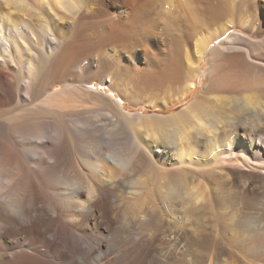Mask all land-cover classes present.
I'll list each match as a JSON object with an SVG mask.
<instances>
[{
	"label": "bare ground",
	"instance_id": "bare-ground-1",
	"mask_svg": "<svg viewBox=\"0 0 264 264\" xmlns=\"http://www.w3.org/2000/svg\"><path fill=\"white\" fill-rule=\"evenodd\" d=\"M162 1L0 0V110H20L0 114V264H183L194 236L175 225L177 207L230 216L237 185L232 221L242 247L257 243L250 263L225 247L232 221L202 224L227 254L218 264H264L253 257L264 256V0L239 2L247 35L222 26L197 40L232 2H187L179 34L163 37L164 54L155 44ZM55 6L71 16L66 35ZM97 50L104 63L83 66ZM139 55L147 67L138 78L123 64L137 67ZM135 79L173 91L152 110L187 101L206 83L183 111L149 116L126 112L139 101ZM174 162L181 167L170 170Z\"/></svg>",
	"mask_w": 264,
	"mask_h": 264
},
{
	"label": "rangeland",
	"instance_id": "rangeland-1",
	"mask_svg": "<svg viewBox=\"0 0 264 264\" xmlns=\"http://www.w3.org/2000/svg\"><path fill=\"white\" fill-rule=\"evenodd\" d=\"M30 2L32 1V0H29ZM73 1V0H72ZM199 2L198 3H195V0H163L162 1V3H161V5H159V7H161V8H159L158 9V13H157V15H155V20L159 23V27H158V30L156 31V34H157V36L156 37H158L157 39H159V41L157 40V42L155 43L156 44V46L158 47V49H161L162 51H161V53H165L166 52V50H167V46H166V44L163 42V37H165L166 35L168 36V35H178L179 33L178 32H176V30L178 29L177 27H176V25H177V22H176V19H179V21L181 20V19H183V20H185L186 19V16L184 17V14L185 15H187V4L189 3V4H196V5H198L199 7H203V4L205 3V0H198ZM188 2V3H187ZM232 2V3H231ZM234 2V3H233ZM240 2V0L238 1V0H231L230 2H227V3H231V4H229L230 5V7L227 5V3L225 4V5H227V7L226 6H224L223 7V9L225 8V10H224V13L223 14H221L222 16H219L218 18H216V20H214V23L213 24H209L208 25V27H203V30L202 31H200L199 33H198V35H197V37H196V40L198 39V38H207V36H211V35H213V32H214V30H217V29H219V28H221L222 26H224V27H228V29H230V31H229V34H233V33H243V34H248L247 32H246V30L243 28V26H241V18H240V16H239V11H238V9H237V7H238V5L240 4L239 3ZM163 3H165V4H163ZM233 4V5H232ZM185 7V8H184ZM229 8V9H228ZM55 9V10H54ZM64 8H61V9H59V8H57L56 6L55 7H53V9H52V13L51 14H53V16L55 17V21H56V23H58V25H59V33H63L64 35H66L67 34V22L68 21H71V20H69V19H71L70 17V14H69V11L68 10H66V9H64V10H66V11H64L63 10ZM230 10H231V12H230ZM67 11H68V13H67ZM161 11V12H160ZM227 11V12H226ZM172 12V13H171ZM172 14V15H171ZM174 15L176 16V18H174ZM169 19H168V18ZM166 22V23H165ZM176 23V24H175ZM170 24V25H169ZM242 25H243V23H242ZM172 26V27H171ZM241 26V27H240ZM169 27V28H168ZM171 27V28H170ZM176 29V30H173V29ZM164 29V30H163ZM168 31H167V30ZM165 31H167L166 33H165ZM172 31V32H171ZM164 32V33H163ZM169 33V34H168ZM162 34H164V35H162ZM162 36V37H161ZM253 39H255V40H260L261 38H262V36H251ZM214 45H217V42H214L213 43ZM166 49V50H165ZM106 53L103 51V50H101V51H99V50H97L96 52H95V54H94V56L93 57H91V58H88V60H85L84 61V63H82V65L83 66H85V67H97V66H99V64H102V63H104L103 62V59L104 58H106V57H108V56H106L105 55ZM140 56V58H139V60H138V64H137V67L135 66V68L137 69H135L134 68V66H132L131 64H129L128 62H126L125 61V64H123V65H125V66H128L130 69H132L133 71L132 72H134V74L139 78V68H144V67H147L146 66V63H145V61H144V57L142 56V55H139ZM112 58V57H111ZM112 59H114V58H112ZM116 59V58H115ZM124 63V62H123ZM126 63H127V65H126ZM139 67V68H138ZM135 69V70H134ZM202 70L203 71H205L206 70V65L203 63V67H202ZM94 68H92V70H91V72H90V74H94L95 75V73H94ZM138 73V74H137ZM117 75V73H114L113 75H111V76H116ZM77 76H74V77H72V78H76ZM137 79H135L133 82L135 83V87H134V91H135V94L133 95V97L134 98H136V99H138L139 101H136V104H137V106H133V104H131L130 105V107H128V109H127V111L126 112H129V113H131L132 115H134V114H140V113H142V112H145L146 113V115H170V114H176V113H178V112H181V111H183L184 109H185V107H188L189 105H191L192 103H194V101H196L197 99H198V97L199 96H201L203 93L202 92H204V88H205V81L203 80L201 83H199V85L197 86V89L195 90V92L188 98V100L187 101H184V102H181V103H179V104H177V105H175V106H172V107H170L168 110H161V109H154V110H152V108L151 107H149L150 105H154V104H157V105H162L165 101H168L169 100V98L170 97H173V91L170 89V87H169V84H167V83H164V84H162V85H160L159 87H153V88H151V89H144L143 87H141L142 85L141 84H139L138 83V81H136ZM98 88L100 89V88H102V86L101 85H98ZM107 92L108 93H112L109 89H108V87H107ZM15 108H16V110H15ZM4 109V110H3ZM2 110H0V114H4L3 116H9L10 114L11 115H13V114H16V113H19L20 112V110L16 107V105H13V104H11L10 106H6L5 108H3ZM10 112V113H9ZM172 157H174L173 155H172ZM196 157V155L194 156V158ZM174 165V166H173ZM173 165H171V168H169L170 170L171 169H177V168H179V167H181V165H179V164H177L176 165V163L174 162L173 163ZM184 166H186V165H184ZM209 166V165H208ZM207 166H203V167H201V169L203 170V169H205ZM245 170V169H244ZM183 172L181 173V174H183L184 176H187V172L186 171H184V170H182ZM246 171H249L248 169H246ZM142 171H139L138 172V174H144L143 172L141 173ZM140 176H142V175H140ZM145 177V176H144ZM135 177H129V180H127V182H129V184L130 183H132V181H134L135 179H134ZM132 181H131V180ZM168 183V181H166V180H163V183ZM160 185H157V187H159ZM236 187H238V185L236 186ZM236 187H235V190L232 188V189H230L231 191H233V192H231L230 193V191H229V193L234 197L235 195V198H234V200H233V202L234 201H236V202H234V204L236 203L237 205H235V209H236V211L239 209V202H241L240 200H239V188L238 189H236ZM161 188V187H160ZM227 188H229V187H227ZM238 190V192H237V194L235 193L236 191ZM122 194L124 195V189H121V192L119 193L118 192V195L120 196V197H122ZM233 194H235V195H233ZM237 197V198H236ZM238 200V201H237ZM189 204V203H188ZM186 205V204H185ZM190 205V204H189ZM189 205H186V208H187V211H186V208H184V206H178L177 207V210L178 211H181V212H178L176 215L177 216H172L171 218H173L174 219V217H178V214L180 213V215H179V217H178V222L179 223H175V225H177V226H179V225H183V226H180V227H183V232H185V234H190V232H191V234H192V236H194V239L192 240V242H194V243H191V245H192V250H191V252L190 253H188L187 255H185V257H183V258H181L180 259V261H181V263H183V264H195V263H197V264H218L220 261L222 262L223 260H225V257H226V259H227V254L225 253V256H224V254H223V256H221V255H219L218 254V252H220V250H219V248L217 247L216 248V245H213V243L214 242H212L213 240V237L212 236H214L213 234L214 233H212V231L210 230V228H207V226L206 225H204V224H202L203 223V221H211V220H213L214 219V217H215V219H218L217 217H219V219H222V220H220V222H221V224H222V226H223V228L225 229L226 227L227 228H229V226H230V222L234 219V218H236L235 216L237 215V212L235 211V209L233 210V212L231 211V209L230 210H228L227 212H231V214H230V216L229 215H227L226 217L225 216H223V214L221 215L220 214V212H215V211H209V214H208V212L206 213H200V214H198V212H194V211H192V208H193V206L191 207V205H190V207H189ZM189 208H188V207ZM189 209V210H188ZM222 209V208H221ZM246 208H244L242 211L243 212H247V211H251V208L248 210V209H246ZM189 211H192L193 212V215L191 214L192 212H189ZM221 211V210H220ZM185 212V213H184ZM191 214H189V213ZM222 213L224 212L225 213V210H223L222 209V211H221ZM251 212H254V211H251ZM187 213L189 214V215H187ZM195 213V214H194ZM217 215H219V216H217ZM219 213V214H218ZM202 214V215H201ZM207 214V215H206ZM210 214H212V215H210ZM185 216H186V218H185ZM190 218H189V217ZM221 216V217H220ZM234 218H233V217ZM187 219L186 221L183 219ZM194 217V218H193ZM201 217V218H200ZM211 218H213V219H211ZM229 218V219H228ZM201 219V220H200ZM210 219V220H209ZM183 221V223H182V221ZM190 220V221H189ZM229 223H228V222ZM236 221H237V218H236ZM170 222H172L170 225H169V223H167V224H165L164 223V225H163V227H162V232H164L165 230H167L168 228L167 227H169L170 228V226L171 225H173V220L172 219H170ZM180 222H181V224H180ZM193 222V223H192ZM227 222V223H226ZM186 223V224H185ZM192 223V224H191ZM194 223H195V225H194ZM224 224L226 225V224H229L228 226L226 225V226H224ZM231 225L233 226H235V228H237V226L233 223V221L231 222ZM188 226V227H187ZM191 226V227H190ZM233 226V227H234ZM201 227V228H200ZM203 227V228H202ZM231 229L229 230V229H225L226 231H225V235H227V236H224V243L225 244H227V245H225V247H230L231 248V244H232V252L234 253L233 254V256H234V258H236L237 257V259L240 257V258H242V259H245V261L244 262H246V263H250V257L248 258V256H250V248L252 247V245H253V247H255L256 245H257V243L255 242L254 244H252L251 246H249V247H247L246 245H244L245 247H242V245L244 244L243 242H241V233L243 232L240 228V230L237 228V229H233L232 227H230ZM164 229V230H163ZM188 229V230H187ZM192 229V230H191ZM198 229V230H197ZM203 229V230H202ZM235 230V231H237V232H235V231H233V230ZM228 230H229V233H228ZM232 230V231H231ZM241 232V233H238V232ZM231 232H233L232 234H230ZM196 233V234H195ZM197 233H202L203 235H205L204 237H202V238H198L196 235H197ZM236 234V235H235ZM209 235V236H208ZM233 237V240L234 241H232L233 243H231V240L229 239V238H232ZM234 237H237V238H234ZM240 237V238H239ZM195 238H197V239H199V241L197 240V239H195ZM198 243H197V242ZM201 241V242H200ZM206 241V242H205ZM197 243V244H196ZM240 245H239V244ZM242 243V244H241ZM201 244H203V245H201ZM169 246V245H168ZM167 245H165V247L164 248H168L169 250H172L173 248L171 247V246H169L168 247ZM213 246H215V248L213 247ZM239 248H238V247ZM241 246V247H240ZM199 247H200V249H199ZM205 247H207V248H205ZM234 247V248H233ZM247 247V248H246ZM170 248H172V249H170ZM194 248V249H193ZM244 248V249H243ZM167 249V250H168ZM199 249V250H198ZM206 249V250H205ZM208 249H210V250H208ZM241 249V250H240ZM193 250H198V251H200V253L198 252L197 253V255L196 254H194L193 253ZM218 252H217V251ZM237 250V251H236ZM206 251V252H205ZM242 251V252H241ZM215 252V253H214ZM217 252V253H216ZM235 253H237V254H235ZM216 256H215V255ZM190 255V256H189ZM195 255H196V257H195ZM203 255V256H202ZM218 255V256H217ZM260 255V256H259ZM219 256H221V259H219ZM232 256V257H233ZM254 258H256L257 260H259L260 261V259L262 260L263 258H264V256L263 255H261V253L260 254H255L254 256H253ZM212 258H214V259H212ZM223 258V259H222ZM217 259V260H216ZM246 259H248L249 261H247ZM253 259V258H252ZM184 260V261H183ZM187 260V261H186ZM195 261V262H194ZM221 264V263H220Z\"/></svg>",
	"mask_w": 264,
	"mask_h": 264
}]
</instances>
